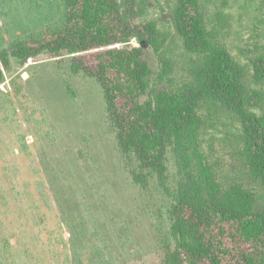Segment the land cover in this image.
I'll list each match as a JSON object with an SVG mask.
<instances>
[{
  "label": "rangeland",
  "instance_id": "rangeland-1",
  "mask_svg": "<svg viewBox=\"0 0 264 264\" xmlns=\"http://www.w3.org/2000/svg\"><path fill=\"white\" fill-rule=\"evenodd\" d=\"M116 2L132 30L153 22L160 33L158 55L136 36L115 46L142 48L152 72L138 102L185 90L200 60L177 32L178 1ZM201 2L208 30L217 26L216 40L244 70L248 108L264 118L256 67L264 64V0ZM65 17L64 0H0V53L17 40L43 41ZM101 51L44 52L22 65L10 58L8 71L0 59V264H166L171 194L182 176L171 153L169 190L147 173L145 186L135 181L139 164L120 147L97 76ZM198 114L201 150L218 182L251 193L264 213V184L250 175L239 116L208 99Z\"/></svg>",
  "mask_w": 264,
  "mask_h": 264
},
{
  "label": "trees",
  "instance_id": "trees-1",
  "mask_svg": "<svg viewBox=\"0 0 264 264\" xmlns=\"http://www.w3.org/2000/svg\"><path fill=\"white\" fill-rule=\"evenodd\" d=\"M177 1V32L185 49L200 60L183 91H161L138 102L149 91L152 72L142 59V48L115 46L136 36L140 45H151L158 55L160 33L153 22L142 31L132 30L120 17L116 0H64L62 28L43 41L13 42L0 53L1 64L8 71L10 58L22 65L44 52L74 56L102 49L96 57L97 76L119 131L120 147L139 164L140 171L133 173L135 181L145 186L147 173L169 190L171 153L182 176L171 194L168 213L174 247L166 253V264H264V213L255 212L251 193L237 185L224 189L218 182L201 150L198 107L208 99L239 116L250 175L263 184L264 118L248 108L244 70L216 40L217 26L208 30L201 0ZM263 65L262 61L256 65L262 78ZM3 68L0 65V85ZM79 68L73 65L74 71Z\"/></svg>",
  "mask_w": 264,
  "mask_h": 264
}]
</instances>
